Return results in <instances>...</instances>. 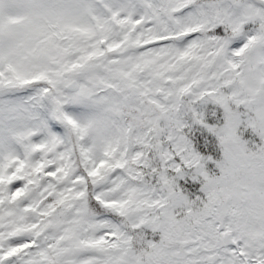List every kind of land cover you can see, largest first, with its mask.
I'll list each match as a JSON object with an SVG mask.
<instances>
[{
    "label": "snow or ice",
    "instance_id": "obj_1",
    "mask_svg": "<svg viewBox=\"0 0 264 264\" xmlns=\"http://www.w3.org/2000/svg\"><path fill=\"white\" fill-rule=\"evenodd\" d=\"M0 97V264H264V0H0Z\"/></svg>",
    "mask_w": 264,
    "mask_h": 264
},
{
    "label": "trees",
    "instance_id": "obj_2",
    "mask_svg": "<svg viewBox=\"0 0 264 264\" xmlns=\"http://www.w3.org/2000/svg\"><path fill=\"white\" fill-rule=\"evenodd\" d=\"M4 99H5L4 97H0V101H2ZM13 99L18 100L22 104H27V103H29V94H21L20 96L14 97ZM35 112H36L39 119H45L47 116L46 107L38 106V107H36Z\"/></svg>",
    "mask_w": 264,
    "mask_h": 264
}]
</instances>
